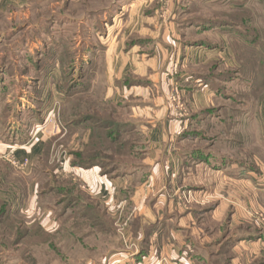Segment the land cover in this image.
I'll return each mask as SVG.
<instances>
[{
  "label": "rangeland",
  "instance_id": "1",
  "mask_svg": "<svg viewBox=\"0 0 264 264\" xmlns=\"http://www.w3.org/2000/svg\"><path fill=\"white\" fill-rule=\"evenodd\" d=\"M129 3H134V7L129 8ZM150 3L159 19L168 23L175 18L203 17L232 24L231 34L223 36L229 45L222 56L217 49L210 58L194 48L189 53L179 44L172 45V38L164 68L167 75L172 71V83L183 66H195L202 77L200 83L217 97L211 108L199 111L191 107L184 86L172 83L168 87L165 101L169 112L186 121L178 136L182 140L177 144L182 159L187 165L190 160L205 165L209 161L213 168L229 175L242 172L246 185L245 198L236 204L227 203L229 207L221 221L211 213L207 217L196 215L187 232H181L179 257L175 261L165 259L169 264H180L178 260L182 264H224L234 240L258 235L264 241V0ZM143 10L138 0H0V262L6 260L3 264H113L110 258L115 253L131 256L118 232L124 225L126 239L135 242L140 253V241L128 234L124 211L118 213L117 219L109 214L90 196L94 191L76 173L79 167L73 164L75 155L92 147H87L91 130L71 123L87 116L97 121L136 123L130 118V107L123 109L111 100L113 78L107 52L117 39L118 42L126 37L129 27L148 28L142 19L152 13ZM215 36L212 35L213 40L218 41ZM84 66L89 69L87 78L81 74ZM35 133L45 139L44 153L31 170L29 165L17 166L15 161L21 160L15 156L16 149ZM143 143L140 137L138 154ZM133 158L118 159L117 163L135 166L141 160L139 156ZM216 184L220 186L221 181L193 185L194 189L204 190V194L199 190L188 192L187 186L191 184L187 182L184 190L188 193L178 198L180 209L196 206L198 211L205 212L207 207H216L222 201ZM133 189L134 183H130L129 190H125L130 203L128 212L135 208L131 201ZM169 191L168 199H176L171 195L172 188ZM93 201L107 214V224L113 223V232H96L86 227L83 232L87 236L81 241L64 234L54 250L41 247L39 236L33 237V243L23 240L17 244V233L21 234L24 228L29 230L39 224L46 230L49 213L57 223L55 232L62 225L73 223V216L84 207L91 211ZM3 225L6 227L2 228ZM79 235L82 234L76 236ZM161 259L155 258L150 264ZM260 263L261 260L254 264Z\"/></svg>",
  "mask_w": 264,
  "mask_h": 264
},
{
  "label": "crops",
  "instance_id": "2",
  "mask_svg": "<svg viewBox=\"0 0 264 264\" xmlns=\"http://www.w3.org/2000/svg\"><path fill=\"white\" fill-rule=\"evenodd\" d=\"M138 1L145 8L143 13L146 10L152 13L145 16L146 18H141L142 22L148 24V28L145 29L146 27L141 25L129 27V31L124 35L126 37L119 39L118 42L117 39L107 55L113 78L109 95L117 105L132 109L130 118L136 122V131L144 142L143 150L140 152L141 160L132 170L120 176H104L99 168H76L77 172L75 171L87 188L94 191L92 194L89 193L90 196L102 204L109 214L117 219L118 213L124 211L123 217L129 225L128 234L133 237L132 239L140 241L141 251L138 256L130 257L127 253V255L115 253L110 258L113 264H150L155 258L175 261L181 254L179 249L182 242L181 232H187L192 223L194 224L196 215L207 217L211 213L221 221L229 207L227 203H239L245 198L246 188L242 172L236 176L229 175L223 170H218L219 168H213L209 161H205L206 165L195 160H190L189 165L185 163L177 151V144L186 121L171 115L165 101L167 89L173 83L178 87L184 86L193 109L204 111L214 105L217 97L211 89L200 83V75L195 66L190 64L183 66L184 69L181 68L176 80L173 78L175 83H171L169 77L172 71L167 75L164 68L167 65L168 46L172 38L174 41L171 42L172 45L179 44L182 49H189V53H192L194 48L197 52H203L206 58H210L214 49H217V54L221 56L226 52L229 43H225L223 36L227 37V33L216 27L206 28L194 24L188 18H175L173 22L168 23L159 19L156 9L150 7L152 0ZM133 7L134 3H129V8ZM212 35H217L215 37L219 40H213ZM44 150L45 139L38 137L37 134L29 142L18 147L15 156L21 162L27 159L31 170ZM214 179L217 183L221 181L220 186L216 184L217 192L219 189L222 193L220 204L218 202L216 207H207L205 212L198 211L199 208L196 206L180 209L178 198L187 192L184 190L187 182L191 184L187 186L188 192L197 193L199 190L204 193L201 188L194 189L193 185L197 183L214 185ZM130 183H134L131 201L135 202L132 203L135 208L128 212L130 203L128 204L125 190H129ZM169 188L173 190L171 195L177 196L172 201L168 199ZM49 214L45 226L47 231L53 232L57 228V223L54 222L52 213ZM237 241L240 242L236 243ZM259 260L260 264H264V241L258 235L249 238L243 236L234 240L228 264H254ZM178 261L180 264L183 262Z\"/></svg>",
  "mask_w": 264,
  "mask_h": 264
},
{
  "label": "trees",
  "instance_id": "3",
  "mask_svg": "<svg viewBox=\"0 0 264 264\" xmlns=\"http://www.w3.org/2000/svg\"><path fill=\"white\" fill-rule=\"evenodd\" d=\"M189 21L193 22L194 24H200L201 26H204L206 28H219L227 34H231L232 32V24H229L228 22H221L218 19L199 17L196 19H189ZM88 72L89 69L86 68V66L81 69V74L84 76V78H87L86 75L88 74ZM200 78L202 79V77ZM120 107H123L124 109V106ZM71 124H73V126L83 124L84 127L86 126L87 129L91 130L89 138L90 140L87 144V147L88 145H91L92 147L90 149L86 148L85 151L83 153H80L79 155H75L73 164L76 167L82 169H92L98 167L101 170V174L104 176H120L132 170L133 168L131 166H134V164L129 166H119L117 163L118 159L134 160V155L141 157V155L136 151L137 142L141 136L136 131L135 124H131L127 121L113 122L101 119L97 121L90 116H87L85 118L81 117ZM180 138L179 140H182V137ZM85 152H90V154L86 155ZM66 198H71L73 201H76L70 195H66ZM88 199L92 201L90 197ZM93 202L94 204L91 205V211L88 210V207H84L83 211H78L76 212V216H73L75 218V221L73 223H71L70 225H62V227L59 228L58 231L49 232L39 224L32 225L33 229L31 228L29 230L23 227L24 229L22 233H17V237H20L19 241H17V244L20 245L23 240H25V242L28 241L29 244L33 243V237L39 236L41 237V239H39L41 247L46 246L54 250L55 248H57V244L60 242L64 234H67V238H71L72 236L78 241L87 236V234L83 232L86 227H92L96 229V232H113V223L110 222L109 224H107V214L103 210H101L100 204L95 201ZM6 214L7 213L4 214V220H6L7 218ZM12 223H14V221H12ZM5 227L6 225L2 226V228ZM78 233H81L82 235H79V237L76 236ZM226 254L228 255V259L224 262V264H228V262L230 261V249ZM5 261H1L0 264L5 263ZM36 263L37 262H34V264Z\"/></svg>",
  "mask_w": 264,
  "mask_h": 264
},
{
  "label": "built area",
  "instance_id": "4",
  "mask_svg": "<svg viewBox=\"0 0 264 264\" xmlns=\"http://www.w3.org/2000/svg\"><path fill=\"white\" fill-rule=\"evenodd\" d=\"M51 115V114H50ZM50 117H52V115L50 116ZM40 130V129H39ZM38 132V131H37ZM40 132V131H39ZM38 133H35L34 135H33V137L34 136H36ZM15 164L17 165V166H19V167H22V168H24V167H27V165L29 164V161L26 159L24 162H20V161H15ZM124 226H126V225H124ZM124 226H120V229L118 230V232L121 234V236H122V241H123V243H124V245H125V248H126V251L128 252V253H130L131 252V256L130 257H134V256H136V255H138V253H139V251H138V248H137V244L135 243V242H132L131 240H129V239H126V235H124ZM154 264H169V262L167 261V259H161V260H159V261H157L156 263H154Z\"/></svg>",
  "mask_w": 264,
  "mask_h": 264
}]
</instances>
